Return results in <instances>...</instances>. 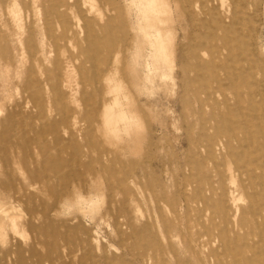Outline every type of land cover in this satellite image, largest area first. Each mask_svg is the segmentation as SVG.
Wrapping results in <instances>:
<instances>
[{
	"label": "rangeland",
	"instance_id": "rangeland-1",
	"mask_svg": "<svg viewBox=\"0 0 264 264\" xmlns=\"http://www.w3.org/2000/svg\"><path fill=\"white\" fill-rule=\"evenodd\" d=\"M17 1L0 264H264V0L97 2L94 40L82 12ZM63 24L77 36L56 43Z\"/></svg>",
	"mask_w": 264,
	"mask_h": 264
},
{
	"label": "bare ground",
	"instance_id": "bare-ground-1",
	"mask_svg": "<svg viewBox=\"0 0 264 264\" xmlns=\"http://www.w3.org/2000/svg\"><path fill=\"white\" fill-rule=\"evenodd\" d=\"M97 2L103 7H108L106 0H68L67 6H65L63 0H38L37 7L41 12H51V14H57V12H82L80 16L76 17L75 28L82 30L88 40H94L108 31L111 26V20L105 22V18L101 17L102 14L100 15L98 11L99 9H96ZM208 2L209 0H203V4ZM17 6L18 1L15 0V8ZM221 6L226 7V0H221ZM46 27L47 32L50 33L53 27L49 18L46 19ZM75 28L63 24L61 26L62 34L60 37L55 38V42L59 43L60 41H68V39L75 38L77 36ZM16 202L20 203V199H17Z\"/></svg>",
	"mask_w": 264,
	"mask_h": 264
}]
</instances>
